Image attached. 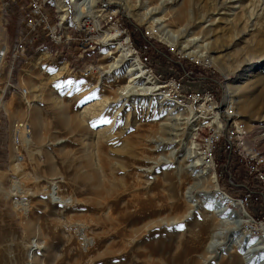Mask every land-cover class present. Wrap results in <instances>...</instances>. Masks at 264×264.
Wrapping results in <instances>:
<instances>
[{
  "label": "rangeland",
  "instance_id": "374dc122",
  "mask_svg": "<svg viewBox=\"0 0 264 264\" xmlns=\"http://www.w3.org/2000/svg\"><path fill=\"white\" fill-rule=\"evenodd\" d=\"M25 1L0 0V48L11 45L20 32L33 41L11 79L0 84V264H204L214 255L206 249L209 227L199 209L184 218L190 209L186 192L192 188L189 196L202 200L211 189L203 183L196 186L190 172L181 174L180 169L189 165L187 155H198L200 138L213 132L219 141L228 137L230 152L242 166L251 165L252 155L241 145L242 121L244 130L257 137L250 139V146L262 144L264 151V131L256 129L264 128L257 124L264 122V0H129L136 6L132 14L148 11V22L128 16L119 5L122 0H99L93 17L82 21L103 33L110 28L107 13L114 17L119 10L118 22L129 43H137L146 61L166 55L172 65L158 67L179 76L188 73L187 81L194 85H214L222 99H211L208 114L192 118L182 109L178 93L172 101L180 106L176 112H170L173 106L162 90L148 93L138 86L123 93L129 80L122 76L125 64L110 69L119 53L112 51L113 45L105 47L115 42L88 52L81 63L72 61L64 46L58 49L47 42L41 47L43 35L19 24ZM61 1L67 16L55 10V0L45 6L51 24L62 21L60 31H76L73 1ZM181 10L194 23L190 29L184 19L177 20ZM157 19L177 36L178 45L190 46L187 40L205 36L203 45L197 42L190 51L206 48L202 52L215 57L230 79L207 60L196 62L185 53L178 60L181 53L154 33L160 27ZM146 30L153 35L150 40L143 37ZM107 50L113 55H106ZM63 63L66 71L61 75L57 69ZM74 63L92 64V70L74 69ZM228 84L235 87L230 114L224 113ZM22 88L28 92L25 100ZM21 120L28 124L30 139L20 145L18 155L13 125ZM203 123L208 126L199 135H190V126L195 124L197 131ZM222 147V157L207 165L225 193L216 170L226 165V171L228 162L231 169L232 161L225 143ZM241 206L250 220L241 225L243 231L264 239V233L248 226L258 218L244 202ZM243 257L234 249L205 264H242Z\"/></svg>",
  "mask_w": 264,
  "mask_h": 264
},
{
  "label": "bare ground",
  "instance_id": "6f19581e",
  "mask_svg": "<svg viewBox=\"0 0 264 264\" xmlns=\"http://www.w3.org/2000/svg\"><path fill=\"white\" fill-rule=\"evenodd\" d=\"M41 1L43 2V7L45 8L48 0H41ZM72 1L73 4L75 5V18H73L74 19L73 22L76 24V26H81V23L85 18L93 17L92 8L96 6L99 0H72ZM122 2L123 3H119V5H121L125 9L126 14L128 16L135 17L138 15V13L137 15L132 14V11L135 10L136 7L134 6L135 2H133V6H130V3L132 4V2L129 0L128 1L122 0ZM53 7L55 8V10H59L61 13L67 12L68 9L67 5L61 0H55V4L53 5ZM142 9L144 8L142 7L139 10ZM148 15H149L148 11H144L141 12L140 15H138L137 17H139L138 20L140 22L142 21L148 22V20L152 19V17H147ZM112 17H113L112 13H107V15L105 16L106 23L110 25L109 30H111L110 31L111 33H109V31H105L103 33L107 37L115 36V34L125 35V40L115 41L114 44L105 45V47L108 48L113 45L114 50L112 51L113 52L117 51L119 53V55L114 58L113 63L110 65V69L113 68L114 70H117L120 67H122V65H119V63L125 64V69L122 71V76L125 77L129 76V80L126 82V86H124L123 88V93L126 94L129 92H133V90L135 88H138V86H141V88L139 89H145V91H147L148 93L154 92L157 88H165L167 86V82H166L167 80L164 82L155 72L148 71V65L143 64L140 61V59L133 53V49H134L132 46L133 44L129 43V38L126 29L121 27L118 21L111 20ZM183 19L186 22V23L184 22L185 23L184 27H187L189 29L193 27L194 23L188 20L187 12H185V10H181L177 15L178 21ZM61 22L62 21L56 24V26L52 25L53 29L58 28V33H63L62 31H60ZM154 22L155 25L160 26L159 28L156 29L154 33H158L159 34L158 38H160L162 42L166 43L171 49H174L175 51L181 54L185 53L186 55L184 56L196 62H201L204 60L209 61L213 66L217 67L218 71L221 74L227 77V80L230 79L226 70L217 65V59L215 57L209 56L208 53L202 52V51H206V48H203L202 51L201 50L190 51V49H192V47H194V45H196L197 42H200L203 45L205 41L204 40L201 41L200 39H202L205 36H202V38L200 39L192 38L190 40H187V42H190L192 46L191 45L181 46L178 45L176 42L177 36L170 31H166L165 28L161 26L162 21L160 19H157ZM208 33L209 30L206 31V34ZM206 46L207 45L202 47H206ZM108 51L109 50L106 51V55H113ZM32 62H34V60L30 61V63ZM65 71H66V64L63 63L58 67L57 73L62 75L65 73ZM138 83H140V85ZM228 85L229 86H227V96L225 101L224 113L230 114L229 112L232 110L233 105L235 103L233 100V92H234L233 88L235 87L230 84ZM236 88L238 89V87ZM24 90L26 91V97H27L28 92L26 89ZM160 90H162L161 93L163 97L165 99L168 98L169 100L167 99L166 100L169 101L173 106V110L170 112L173 111L176 112V110L180 109L179 108L180 106L178 107L177 104H174L172 102L174 101L173 94L174 95L177 94L176 87H168L166 89H160ZM178 95H179V103H182L184 105L182 109L187 111V113H189L191 118L194 117V114L192 113V108L206 107V98H192L189 95H181L180 93H178ZM210 101L211 99H209V107L212 108V106L210 105ZM26 104H28V101H26ZM200 113L201 112H197L196 115H199ZM207 126L208 124H206L203 129H205ZM190 127H192L190 131V135H192L196 131L194 130L196 125L193 124ZM256 129H260L261 131H264V128H261V126H257ZM29 133H30L29 127L28 124L25 122V120L18 121V123H15L13 125L14 135L12 140H13V145L15 146V138L18 139V147L15 146L18 155H19L20 145H22L23 142L26 144L29 142L30 139ZM219 139L220 137L215 132L214 141H219ZM238 140H240V136L238 137ZM207 143H208V136L207 137L202 136L200 138V143H199L200 151L197 152L198 153L197 156L199 157L197 156L191 157L187 155V157L185 158L187 159L186 161L189 162L188 163L189 165H186L184 166V168L180 169L181 174H184V172L187 171L190 172V176H192V178L197 181L195 183L196 186L197 185L199 186L200 184L203 183L205 185H208V187L211 189L210 193L204 192V197L202 200H197L189 196L190 190L192 188H189L188 192H186L187 194L186 198L189 199L188 203L190 205V209L188 210L184 218L190 219L192 213L199 209L200 215L203 214L202 215L203 221L204 220L206 221V223L204 222L205 226L207 224V227H209V236H208L209 239L207 242L206 249L208 254L210 255L214 254V255L213 257L210 255H209L210 257H206L204 260V264L207 263L211 258L218 256V254L220 253L221 254L229 253L234 249L241 251L242 255H244L243 257L244 262L242 264H264V239L261 236H255V234H251L243 231L241 225L245 223H249L250 221L247 214L242 209L241 203L243 202L231 199L219 189L217 179L216 177H214V174L210 170V166L207 165V164H213V162H209L205 158V146L207 145ZM192 148L193 146H189L188 151H191ZM250 155H252L251 152ZM262 181H264V174L262 175ZM53 198L54 196L51 197V199ZM25 207L26 206H23L21 210L26 211ZM252 225H258V219H252ZM241 231L243 232L241 233ZM259 231L262 232V228L258 227L257 232ZM244 234L246 236H244ZM250 259L252 261H250Z\"/></svg>",
  "mask_w": 264,
  "mask_h": 264
},
{
  "label": "built area",
  "instance_id": "2783aa9c",
  "mask_svg": "<svg viewBox=\"0 0 264 264\" xmlns=\"http://www.w3.org/2000/svg\"><path fill=\"white\" fill-rule=\"evenodd\" d=\"M4 10H6V8ZM20 10L21 21H19V24L25 31L43 35L44 42L41 44V47H44L43 45L47 42L58 49L65 47L72 61L75 60L81 63L88 52H92L95 48L103 46L104 43H114L118 40H125V35L115 34V36L107 37L104 33H97L96 25L93 28L86 24L87 22L83 23L81 26H76V31L58 33L57 29H53L46 8L43 7V2L41 0H26ZM119 14V10H114V17H112L111 20L120 21ZM67 15L68 11L65 16ZM122 22L124 26H126L124 20ZM105 31L109 30L105 29ZM130 32L134 31L130 29ZM109 33L111 32L109 31ZM143 37L146 40H150L153 38V35L146 30ZM28 45H33V41L31 39L28 40V38L23 36L22 32H20L19 37L15 39L11 45L0 48V84L4 78H6V82L11 79L12 71L17 67V64L26 58ZM133 53L141 57L142 49L135 43ZM177 56L178 60L183 59L182 54H177ZM147 63L148 71H155L160 78L167 79V86L165 88H157L154 93L160 92V89L176 87L177 93H184L192 98H206V107L192 108L193 114H196V112H206V114H208L209 99H217V101L220 99L218 96V89L209 82H205L208 86H204L205 84L203 86L194 85L187 81L189 77L188 73H184V76H179L175 72L169 70L168 67L160 68L156 63V65H154L152 61ZM82 65L88 66V69L90 68V70L87 69V71L90 72L92 70V64ZM83 66L79 67L78 64L74 63V69H82ZM7 88L10 89L11 86L8 85ZM20 93L25 100L26 91L22 88ZM235 119H238V117L235 116ZM257 124L264 127V122ZM205 125L206 124L203 123L201 129L194 132L196 136L202 132ZM240 131L241 145L252 153L251 165L242 166L241 161L233 157L228 150V137H225L224 140L221 141H214V132L208 136V143L205 146V158L214 164V158H216V156L222 157L224 152L222 145L225 143L226 155H228V158L232 161V168L229 169L230 163L228 162L226 171V165H221L220 170L218 169L216 171L220 174L225 188L228 187L232 189L233 192L235 191L237 193L236 198H238L240 202H244V205L252 210L253 215H258V225H251L250 223L248 226H251L252 229H258V227L262 228V232H264V183H262L264 151H262V144L257 143V146H250V139H257V137L251 135L250 130H244V121H242ZM15 146L18 147V139L16 138Z\"/></svg>",
  "mask_w": 264,
  "mask_h": 264
},
{
  "label": "trees",
  "instance_id": "16d2710c",
  "mask_svg": "<svg viewBox=\"0 0 264 264\" xmlns=\"http://www.w3.org/2000/svg\"><path fill=\"white\" fill-rule=\"evenodd\" d=\"M123 24V23H122ZM124 25V24H123ZM127 27V26H126ZM127 29H128V31H130V29L127 27ZM130 34V33H129ZM132 42V44L134 45V43L135 44H137L134 40L133 41H131ZM144 51H142V53H141V61L144 63V64H147L148 65V63L147 62H149V61H146L145 60V56H144ZM152 62H154V63H156V64H158V65H163V66H166V65H170L171 64V62H172V60H171V58L170 57H168V56H166V55H154V57H153V60H152ZM172 65V64H171ZM155 72V71H154ZM156 73V72H155ZM165 79V78H164ZM165 80H167V79H165ZM219 97H220V99H222L221 98V94L219 93V95H218ZM219 99V100H220ZM228 150H229V152H230V149H229V146H228ZM231 153V155L233 156V157H235V155H233V150L230 152ZM222 185H223V183H222ZM223 187H224V192L229 196V197H233V199H237L236 198V196H237V193L234 191H232V189H230V188H228V187H226L225 188V185H223ZM247 211L251 214V216H253L254 218H258V215H253V213H252V210H250L249 208L247 209Z\"/></svg>",
  "mask_w": 264,
  "mask_h": 264
}]
</instances>
